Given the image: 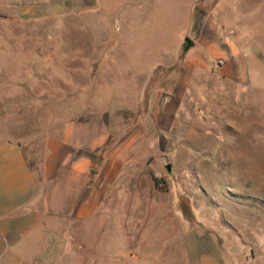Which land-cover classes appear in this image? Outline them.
Wrapping results in <instances>:
<instances>
[{
  "label": "rangeland",
  "instance_id": "1",
  "mask_svg": "<svg viewBox=\"0 0 264 264\" xmlns=\"http://www.w3.org/2000/svg\"><path fill=\"white\" fill-rule=\"evenodd\" d=\"M209 8L253 14L264 0H0V141L20 142L40 177L45 142L64 121L96 110L132 123L168 81L165 66L180 67L182 19ZM256 32L250 91L232 96L204 78L208 92L188 94L173 127L146 126L106 208L63 224L47 218L39 254L23 264H264V31ZM163 35L171 58L150 52ZM132 44L141 46L121 51Z\"/></svg>",
  "mask_w": 264,
  "mask_h": 264
},
{
  "label": "crops",
  "instance_id": "2",
  "mask_svg": "<svg viewBox=\"0 0 264 264\" xmlns=\"http://www.w3.org/2000/svg\"><path fill=\"white\" fill-rule=\"evenodd\" d=\"M216 6L219 11L222 4ZM233 11L231 15L220 14L209 8L194 17L186 15L182 19L186 31L175 40H180L183 49L180 67L171 72L170 64L165 66L162 73L168 81L151 89L147 113L137 115L124 128L117 124L118 119L96 110L64 121L59 134L45 142L40 177L20 142L0 141V264L33 261L42 244L40 230L46 233L48 228L44 223L47 218L63 224L64 220L89 219L103 211L119 177L135 158L146 126L151 131L173 127L188 94L208 92V82L232 96L252 89L256 80L252 78L256 60L253 47L262 45L256 28L264 31V11ZM179 17H167L165 24ZM252 21L256 22L253 26ZM163 37L150 52L171 58L175 51L163 49L171 46V38ZM138 46H124L121 51L131 53ZM206 77L210 81L200 85Z\"/></svg>",
  "mask_w": 264,
  "mask_h": 264
},
{
  "label": "built area",
  "instance_id": "3",
  "mask_svg": "<svg viewBox=\"0 0 264 264\" xmlns=\"http://www.w3.org/2000/svg\"><path fill=\"white\" fill-rule=\"evenodd\" d=\"M218 63H219V64H222V63H223V60H222V59H219V60H218Z\"/></svg>",
  "mask_w": 264,
  "mask_h": 264
},
{
  "label": "water",
  "instance_id": "4",
  "mask_svg": "<svg viewBox=\"0 0 264 264\" xmlns=\"http://www.w3.org/2000/svg\"><path fill=\"white\" fill-rule=\"evenodd\" d=\"M183 48L185 49L186 48V45ZM167 168L169 169V166H167Z\"/></svg>",
  "mask_w": 264,
  "mask_h": 264
}]
</instances>
